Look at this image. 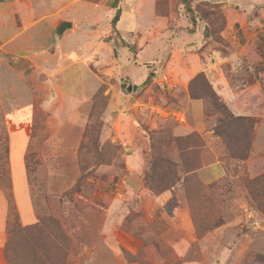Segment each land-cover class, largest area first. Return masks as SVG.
Returning <instances> with one entry per match:
<instances>
[{
    "label": "rangeland",
    "instance_id": "374dc122",
    "mask_svg": "<svg viewBox=\"0 0 264 264\" xmlns=\"http://www.w3.org/2000/svg\"><path fill=\"white\" fill-rule=\"evenodd\" d=\"M69 1L22 33L30 39L13 40L22 50L0 37V57L11 65L0 61V264L8 242L16 264H264V31L243 32L235 20L225 30L216 0H193L195 26L182 0H156L169 31H185L186 55L169 61L178 40L163 36L148 73L130 65L141 35L122 37L111 26L128 3ZM63 20L72 27L55 43ZM39 50L73 64L63 81L42 71L44 58L29 52ZM222 83L233 99L220 93ZM191 100L200 101L199 116ZM229 115L255 123L241 131ZM224 131L230 141L239 135L232 146L247 157L229 155ZM194 140L197 148L178 150ZM181 161L187 169L219 161L224 175L204 179ZM10 222L41 232L12 239Z\"/></svg>",
    "mask_w": 264,
    "mask_h": 264
},
{
    "label": "crops",
    "instance_id": "0c3cea01",
    "mask_svg": "<svg viewBox=\"0 0 264 264\" xmlns=\"http://www.w3.org/2000/svg\"><path fill=\"white\" fill-rule=\"evenodd\" d=\"M155 1L156 0H127V1L121 0L120 3L121 2L128 3L129 6L127 10H124L123 6L121 10L119 8H116V6H114L116 10L117 9L120 10V15L116 22L115 27L116 29H118V31L121 32L122 37H125L124 33L127 36H130L136 33V34H139V36L141 35V39L144 40V46L139 48L135 52V54L131 56L130 65H135L137 67L138 65H143L146 68L145 69L146 72L149 70V68L145 65L149 63L148 60L150 59L153 62H157L159 60L158 58L151 59L152 57L156 55L157 57L159 55V58H160V51L158 49L159 48L158 43H160L159 39L163 38V36L165 38H169L172 36L174 40H178L177 45H174V40H173L174 47L170 51L171 55L169 57L170 58L169 61L173 60L174 56H180L181 58L182 55L183 56L186 55L184 46L181 45V43L179 42V40L181 39L180 36L184 37L185 31L181 29L176 30L174 29L173 26H171L170 29L172 31L170 32L169 25H168L169 18L167 16L156 14L155 8L153 5V2ZM71 2L72 1H69V0H0V37L4 38L7 41L12 40L11 46L13 47V50L20 51L22 50L21 46L14 44L13 40H16L17 38H20V37H24L25 35H22V33L27 34V33H30L32 29L34 32L40 29V26H38L40 22L42 23L51 22L52 20L51 13H53L54 10L57 11L59 8H62L64 11L67 10ZM216 2H218L221 5V8L224 10V15H225L224 17L226 21L225 30L232 29V26H233L232 23L235 20L237 21V23H240L239 29L242 30L243 32L244 31L250 32V31H255V30H258V32L264 31L263 30L264 29V26H263L264 24V0H242L240 2H230V1L226 2L225 0H216ZM148 19H150V21H148ZM63 21H67V20H63ZM260 25L263 26V28H259ZM196 32L202 33L201 30L199 31V29H196V31H194V35ZM24 38L30 39L31 36L29 37V35H26ZM1 47L3 46H0V48ZM29 47H32V46L29 45ZM151 47L156 49V54L154 53L152 49L151 50L149 49ZM146 50L150 51V53L149 55L145 56L143 51H146ZM15 51H13L11 55L21 56L20 52L18 53ZM29 52L33 53L32 57L35 60L37 59L41 60L44 58L43 60L39 61L41 63H44L42 71H44V73L49 79L56 76L58 82L64 80L65 78L64 73L67 72L69 69H71L72 68L71 66H73V64H66L64 61H59L58 63H55L53 58H55V55L57 54L56 52H44L40 50L36 52L35 51H29ZM5 54L6 53L1 54L2 56L0 57V61H2V63L6 64L7 66L8 65L11 66L10 63L9 64L7 63V58ZM140 55H144L145 57H148L147 60H141ZM168 67H170L169 63H168ZM194 67L185 69L187 76L191 73H195L194 71H196V69ZM156 73H158V70L155 71V74ZM139 76L142 78L144 77V75L143 76L141 75V72L135 74V78H138ZM58 82L57 83L55 82V83L58 84ZM221 85L224 86V89L220 93L221 94L223 93L224 98L233 99L232 97L233 95L235 96V93H233V91L231 90V87L229 85L227 86L222 83L218 87L219 91H221L222 89ZM245 90L246 89L242 90L241 92H245ZM94 91L95 90L93 89L92 93H94ZM239 93H236V95H238ZM66 96L69 97V95L67 94ZM74 99L78 100L75 97ZM189 107L192 108V111L194 112L195 115L199 116L200 114H202V107H201L200 101L191 100ZM190 109L186 110L188 111L189 114H190ZM236 113L237 114L235 115H246V114H242L241 112L240 113L236 112ZM182 129H184L185 131H182V134L180 135L188 134L189 130L186 126H182ZM197 172H198V175H201L204 179L209 178V177L210 178L213 177V179H216L224 175V170L219 161L210 163L208 165H204L200 167L197 170ZM3 223H5V217H4ZM4 243H5V231H4V228L2 229L0 228V250L3 249Z\"/></svg>",
    "mask_w": 264,
    "mask_h": 264
},
{
    "label": "trees",
    "instance_id": "16d2710c",
    "mask_svg": "<svg viewBox=\"0 0 264 264\" xmlns=\"http://www.w3.org/2000/svg\"><path fill=\"white\" fill-rule=\"evenodd\" d=\"M192 2H193V0H182V3L184 5V9L187 12V14H189L190 20H191L192 24L195 26V17L197 16L198 9L195 8V7L192 8V6H191ZM119 15H120V10L117 9L115 11L114 16L111 19V26H114V28L116 26V22H117V20L119 18ZM261 56L264 58V51L261 53ZM254 123H255V120L252 119V118H248V117H244V116H233V115H229L228 116V123L227 124L228 125L232 124L234 127H237L238 129H241V131H246V128L248 127L246 125L249 124V126H253ZM217 134H219V131L217 132ZM223 135H224V141L228 145V146L226 145V150H227V152L229 153L230 156H234V154H232V153H234L236 151L238 154L239 153H242V156L240 157L241 159L243 157H247L246 150H244V149H241L240 150L239 147H236L235 148V147L232 146V141L235 142V139H238L239 138V135L233 137V139L231 141H230V137L226 134L225 131L223 132ZM191 137H192V135H191ZM194 141H196V140H194ZM199 145H200V143L196 141V142H193L191 145L188 144L186 147L183 145L184 147L182 146L178 150L182 153L184 151V149L187 148V147L193 149V147H196L197 148ZM177 164L178 163H175V164H172L171 163L170 166H173L175 168L176 166H178ZM179 167H181L184 170H187L186 172H191V171H196L197 169H199L200 168V164L199 165H196L195 167H192V168L187 169L186 168V164H184L181 161ZM2 170H4V166H2ZM156 170L159 171L160 169L159 168H156ZM169 172H171L172 174H174V172L172 170H170V169H169ZM167 182H169V180H167ZM149 183H150V181H149ZM152 185L153 184L150 183L149 187L150 188H153ZM165 188L167 189L168 187L166 186ZM154 191H157V190H154ZM12 214L13 213H11V215ZM8 225L11 226L10 230L8 231V233H11L12 239L15 238V237H17V235H18V236H21L22 238L25 237L27 239V241H30L31 238L33 237V235H32L33 233L40 234V232H41V229H39L37 225H33L32 227L29 226V225H26L24 227H20L17 224V222H14L13 224H11V222H10ZM9 245H10V243L8 242V244H7L6 248H5V256H6V258L8 257L7 258V261H8L9 264H16L14 262V260L10 257L9 253H8L9 252Z\"/></svg>",
    "mask_w": 264,
    "mask_h": 264
},
{
    "label": "water",
    "instance_id": "95a60500",
    "mask_svg": "<svg viewBox=\"0 0 264 264\" xmlns=\"http://www.w3.org/2000/svg\"><path fill=\"white\" fill-rule=\"evenodd\" d=\"M72 24L70 21H61L57 24L55 27V30L53 32V40L54 42H58L64 33L65 30L71 28Z\"/></svg>",
    "mask_w": 264,
    "mask_h": 264
}]
</instances>
